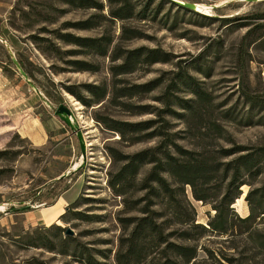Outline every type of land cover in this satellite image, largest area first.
Wrapping results in <instances>:
<instances>
[{"label": "rangeland", "instance_id": "1", "mask_svg": "<svg viewBox=\"0 0 264 264\" xmlns=\"http://www.w3.org/2000/svg\"><path fill=\"white\" fill-rule=\"evenodd\" d=\"M146 204V264H264V0H0V264H117Z\"/></svg>", "mask_w": 264, "mask_h": 264}, {"label": "trees", "instance_id": "2", "mask_svg": "<svg viewBox=\"0 0 264 264\" xmlns=\"http://www.w3.org/2000/svg\"><path fill=\"white\" fill-rule=\"evenodd\" d=\"M65 1H67V3H73V0H65ZM126 13L129 14V11H127ZM124 18L126 17H121V19H124ZM20 65H21L20 67H23V69H25L24 64L23 65L20 64ZM25 73H28V72L25 70ZM29 77H32V76L29 74ZM51 85L54 86L53 84ZM129 159L130 161L125 166L122 167L121 172L117 175V180H115V182H111L110 187L113 190L114 189L117 190L118 184L122 182H126L129 177L133 178L137 174L139 165L142 163L141 154H136L134 156H131L129 157ZM165 165H167V167L165 168L166 170H163V172L169 174L175 183L188 184V185L191 184V182H189L188 180L189 175H190V171L188 167H186L185 165L181 163H177V161H175V159H172V158H171V162L167 161ZM245 165H247V163H245ZM124 174H126V176L128 177L124 176ZM157 179H158L157 181L159 182V187L161 191L165 194L169 193L168 197L172 199V195H171L172 190L169 188L168 183L162 178H157ZM237 187H239V184L235 186V189H237ZM155 194L157 193L155 192ZM197 199L199 201H203L202 198H197ZM227 204L231 205L232 202L230 201ZM149 207L150 206L146 204L144 208L139 210L140 213L144 214V217L133 218L131 220L132 221L131 223L134 224V226H133V229L129 237L126 240L127 245L125 246V250L122 252L120 251L119 254H117L116 256L117 264H146V260L148 256L146 252H144L145 251L144 243L146 241H149V242L157 244V243H160V240H163L161 239L162 234H161L160 225L156 224L155 222V218L157 216H160L161 214L150 210ZM171 209H174V208L171 206ZM214 210L216 211V214L219 212L217 208H215ZM173 215H176L175 211L173 212ZM190 222H192L191 225L194 228H201L203 234L208 232L202 226L194 224L193 220H191ZM210 229L217 231L216 226H214L212 223L209 224V230ZM57 230H60V229L57 228ZM181 238L182 240H186V241L190 240V237L186 234V232L181 233ZM168 247L172 248V251L176 258L175 260H172V261L167 260L165 261L164 264H189L193 259L196 258L197 250L193 246H184V245H176V244L170 245L169 244ZM86 263L88 264V260Z\"/></svg>", "mask_w": 264, "mask_h": 264}, {"label": "water", "instance_id": "3", "mask_svg": "<svg viewBox=\"0 0 264 264\" xmlns=\"http://www.w3.org/2000/svg\"><path fill=\"white\" fill-rule=\"evenodd\" d=\"M249 2H255L254 0H247ZM186 7V6H183ZM188 8V7H186ZM190 9V8H188ZM54 115L61 121L63 122L71 131L74 132L73 128V122H75L74 115L73 113L69 110V108L65 105H59L58 108L56 109ZM77 137L80 142V149L82 155H84V146L82 144V139H81V133L77 132ZM66 234H71V231H67Z\"/></svg>", "mask_w": 264, "mask_h": 264}, {"label": "bare ground", "instance_id": "4", "mask_svg": "<svg viewBox=\"0 0 264 264\" xmlns=\"http://www.w3.org/2000/svg\"><path fill=\"white\" fill-rule=\"evenodd\" d=\"M254 1H259V0H254ZM179 4H181L182 6H185L184 4H182V3H180L179 2ZM197 11L198 10H200V8H195ZM75 106V105H74ZM75 110L76 111H79L80 110V107L79 106H77L76 108H75ZM78 119H79V123L82 125V126H85L86 125V121H85V118H84V116H82V115H78ZM84 128V127H83ZM89 146V145H88ZM243 196V195H242ZM242 198V197H241ZM241 198L240 199H237V201H236V204H240V202H241ZM234 206V205H233Z\"/></svg>", "mask_w": 264, "mask_h": 264}, {"label": "crops", "instance_id": "5", "mask_svg": "<svg viewBox=\"0 0 264 264\" xmlns=\"http://www.w3.org/2000/svg\"><path fill=\"white\" fill-rule=\"evenodd\" d=\"M66 192H68V190L67 191H64L61 195H60V198H62V196L64 195V194H66ZM60 200H62V199H60ZM57 202H59V201H57ZM65 202V201H64ZM54 206V205H53ZM45 221H48L49 219H44Z\"/></svg>", "mask_w": 264, "mask_h": 264}]
</instances>
